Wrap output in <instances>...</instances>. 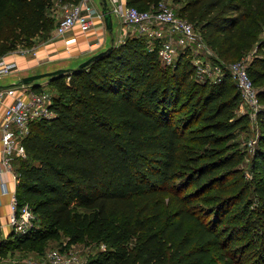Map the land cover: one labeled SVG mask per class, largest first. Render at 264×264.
Wrapping results in <instances>:
<instances>
[{
    "label": "trees",
    "instance_id": "obj_1",
    "mask_svg": "<svg viewBox=\"0 0 264 264\" xmlns=\"http://www.w3.org/2000/svg\"><path fill=\"white\" fill-rule=\"evenodd\" d=\"M78 1L0 0V57L48 38L54 4ZM170 1L224 59L254 50L246 70L264 101V0ZM148 44L126 35L48 78L55 115L30 124L27 154L14 160L18 206L35 219L0 240V256L42 253L63 234L98 247L85 264H264V107L247 178L236 130L249 114L237 113L229 72L199 81L189 50L164 65Z\"/></svg>",
    "mask_w": 264,
    "mask_h": 264
},
{
    "label": "built area",
    "instance_id": "obj_2",
    "mask_svg": "<svg viewBox=\"0 0 264 264\" xmlns=\"http://www.w3.org/2000/svg\"><path fill=\"white\" fill-rule=\"evenodd\" d=\"M109 9L122 21L126 31L132 29L134 35L142 36L149 42L150 48L157 49L158 58L164 65H173L180 51L189 50L193 54L198 49H209L194 24L176 14L170 0H160L153 10H138L125 3L113 4ZM96 18L103 20V14L93 0L61 4L54 27L55 35L64 36L74 27L88 31L96 24ZM74 41L75 38L70 37L65 42L70 44ZM14 51L24 55L33 53L31 47L25 46ZM246 65L244 60L233 61L227 69L241 94L238 112L248 113L255 118L260 100ZM16 69V61L7 60L6 56L0 57V105L3 106L0 120V192L9 195L7 215L12 230L25 233L32 227L35 215L29 205L18 206L15 189L10 188L4 174H9L16 181L14 160L24 158L27 154L23 139L30 133L33 121L50 119L55 115L52 107L55 92L43 86L41 89H33L21 82L1 85V79ZM220 75L218 73L212 81H218ZM254 143L255 140L249 142L251 147ZM76 245H66L64 242L48 247L42 253H10L0 256V264H85L86 257H81L75 249ZM101 248H104L103 244Z\"/></svg>",
    "mask_w": 264,
    "mask_h": 264
},
{
    "label": "crops",
    "instance_id": "obj_3",
    "mask_svg": "<svg viewBox=\"0 0 264 264\" xmlns=\"http://www.w3.org/2000/svg\"><path fill=\"white\" fill-rule=\"evenodd\" d=\"M106 1L109 8H111L113 4L125 3V0ZM57 6L60 7V4L55 3L53 9L55 10ZM113 15L114 14H112V16ZM95 23L96 24L88 31H81L79 28L74 27L64 36L55 35V37L53 36L48 40H40L39 37L36 43L31 47L33 49V53L24 55L18 51H12L11 53L5 55L7 60H14L17 62V69L13 73L17 70L25 71L28 68L29 70H36L37 73L52 71L59 68H74L91 55L106 49L112 44H119L124 39L127 32H129L123 28L122 32L118 31L117 34L112 36L113 32L111 33L106 29L104 19L100 20L96 18ZM70 37H74L75 41L70 44H66V39ZM29 73L25 74L31 75L32 72L30 71ZM25 74H22L19 77L16 76L14 79H9L8 81H4L1 85L13 84L16 81L18 82L22 77L26 76ZM2 112L3 106L0 105V120ZM4 177L8 180L10 188L15 189L16 181L13 180L7 173L4 174ZM8 202L9 195L1 194L0 192V207L3 214L9 212Z\"/></svg>",
    "mask_w": 264,
    "mask_h": 264
},
{
    "label": "rangeland",
    "instance_id": "obj_4",
    "mask_svg": "<svg viewBox=\"0 0 264 264\" xmlns=\"http://www.w3.org/2000/svg\"><path fill=\"white\" fill-rule=\"evenodd\" d=\"M100 2H101V0H94V4L97 8L101 7ZM174 7H175V9H177L178 4H175ZM53 13L56 16H58L60 13V7L57 6L55 8V10L53 11ZM112 20H113V30L109 31V32H111V33L113 32L112 36H114L115 34L118 33V31H121V32L123 31L124 24L115 15L112 16ZM128 31L129 32H127V34H126L127 36L134 34L132 29H130ZM109 35H110V33H109ZM53 36L55 37V34H54V30L52 29L50 31L48 38L40 37V40H48L49 38H51ZM259 37L261 39L264 38V28L260 32ZM253 54H254V50L252 49V50L248 51L243 57H241L240 60H244L245 63L248 64V62L252 58ZM191 60L193 61V63L196 66L195 79H197L199 81L209 79L212 81L215 79V77L218 75V73L221 74L224 71H228L227 67H228L229 63L236 60V58L224 59L222 56L218 55L215 50H213L209 47V49H198V51L196 53L192 54ZM30 71L32 72L31 74L37 73L36 70H29V68L25 71L24 70L23 71L17 70L15 73H11V74L4 76L1 79V83L4 81H8L9 79H14L16 76L19 77L22 74L29 73ZM25 75H28V74H25ZM37 81L43 87H45L49 90L51 89V91H53V88L51 86H49L47 83L48 82L47 77L39 78V79H37ZM19 82L20 81H18V82L16 81L14 84H18ZM255 86L258 87L257 84H255ZM260 107H264V101H260L259 108ZM247 111H250V109H247ZM237 113H240V112H237ZM258 131H259L258 126H257V123H256L253 115L249 116V121L245 126H242L241 128L236 130V141L239 144V148L245 149V151H246L245 159L243 160V162L240 165L243 168L244 172L246 173L247 178H250L249 164H250V156H251V149H250L251 146H250L249 142L251 140H256ZM7 214L8 213L3 214V211L1 210V207H0V240L7 239L8 235L12 231V227L9 224V218H8ZM66 241H67V237L62 234L57 241H51L49 245L55 246L58 243L61 244V243H64ZM11 247H12L11 245H7V248H11ZM75 249L81 254V257L88 258V255L90 256V255L94 254L96 252V250L98 249V247L92 243L83 242V243H78L75 246ZM7 254H10V252H8Z\"/></svg>",
    "mask_w": 264,
    "mask_h": 264
},
{
    "label": "water",
    "instance_id": "obj_5",
    "mask_svg": "<svg viewBox=\"0 0 264 264\" xmlns=\"http://www.w3.org/2000/svg\"><path fill=\"white\" fill-rule=\"evenodd\" d=\"M100 5H101V12L103 14L105 27H106V29L108 31H111L112 28H113V20H112V13H111L108 5H107V1L106 0H102ZM110 49H111V46L107 47L106 49H104L102 51H99V52L91 55L89 58H87L86 60L82 61L75 68H59V69H55V70H52V71L26 75V76L21 78L20 82L23 83V84H27V85L38 84L37 79H39V78H42V77L49 78V77L57 75V74L65 73V72H67L70 69H78L80 67H83V66L87 65L90 61H92V60L98 58L99 56L103 55L104 53H106Z\"/></svg>",
    "mask_w": 264,
    "mask_h": 264
}]
</instances>
